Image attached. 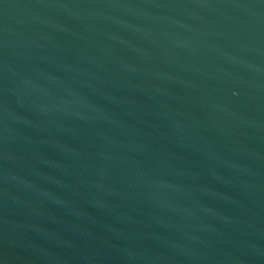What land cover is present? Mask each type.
<instances>
[{"label":"water","instance_id":"1","mask_svg":"<svg viewBox=\"0 0 264 264\" xmlns=\"http://www.w3.org/2000/svg\"><path fill=\"white\" fill-rule=\"evenodd\" d=\"M0 264H264V0H0Z\"/></svg>","mask_w":264,"mask_h":264}]
</instances>
